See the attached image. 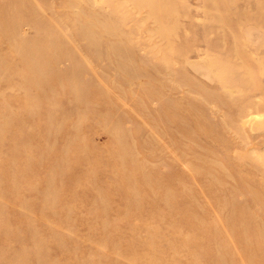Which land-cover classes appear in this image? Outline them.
Returning <instances> with one entry per match:
<instances>
[{
	"label": "rangeland",
	"instance_id": "1",
	"mask_svg": "<svg viewBox=\"0 0 264 264\" xmlns=\"http://www.w3.org/2000/svg\"><path fill=\"white\" fill-rule=\"evenodd\" d=\"M0 264H264V0H0Z\"/></svg>",
	"mask_w": 264,
	"mask_h": 264
}]
</instances>
